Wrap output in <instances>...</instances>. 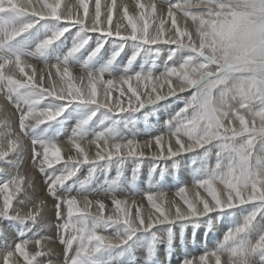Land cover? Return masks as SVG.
Wrapping results in <instances>:
<instances>
[{"label": "snow or ice", "instance_id": "obj_1", "mask_svg": "<svg viewBox=\"0 0 264 264\" xmlns=\"http://www.w3.org/2000/svg\"><path fill=\"white\" fill-rule=\"evenodd\" d=\"M136 6L140 9L138 18L129 14L127 5L119 6L116 0H111L110 3L106 0L103 5L105 25L101 19V0H94V10L91 13L89 12V0H78V8L83 9V15L79 14L78 9L73 11V8L77 7L75 5L66 7V11L61 12V0H38V6L33 4V0H22V2L0 0V13L11 12L41 19L65 21L70 26H80L81 32L100 33L115 39H131L152 47L161 43L175 46L169 52V60L173 59L176 51L180 48L191 52V55L181 62L168 66L166 71L160 75L137 73L119 79H105L103 72L88 73L86 76H80L79 84L74 81L73 73L68 66L52 65L56 69V76L60 78L59 90H57V85L52 83L51 73L47 77L51 87H45V77L41 75L37 82L35 71L29 75L25 71L26 62L19 57L14 61L0 63V82H4L6 98L16 106L20 113L19 133L8 141L7 149L0 151V156L6 155L7 150H16L22 145L21 134L25 137L29 127L33 124L26 122L32 120L36 125L45 124L56 120L66 110L64 106L55 110L53 108H38L37 105L43 98L51 97L67 103L98 105L119 114L126 111H140L146 105L149 106L162 99L175 96L177 92L182 93L188 88H195V92L185 107L174 116L175 130L167 134L168 139L165 140L164 134L154 137L156 146L160 148L159 152L151 151L152 139L143 144L132 139L122 143L110 142L101 135L92 141L97 144L99 150L95 153L94 159H89L78 142L81 140H71L77 149V154L69 155L64 163L73 164L75 167L45 176V182L48 184L47 191L55 198V217L60 221L55 226L57 237L59 243L64 245V259L55 262V264H81L83 258L91 252H99L105 247L126 244L132 239L131 233L141 229L148 231L158 224L197 218L213 210L232 209L246 203L264 204V170H253L252 167V154L256 139L264 137V28L258 24H248L250 15L251 18L264 17V0H200L199 3L184 0L183 4L169 3L167 17L171 19V27L167 29L169 33L167 38H165L166 20L163 16V9L157 16L155 3L148 5L146 9L145 4L137 0ZM114 12L120 17V21H127V25L131 29L130 32L122 22H117L113 31L111 25ZM178 12L183 14L185 21L183 27L177 24L176 13ZM189 19L195 26V34L187 27ZM32 27V23H25L6 32L5 35L9 39H14ZM150 27L151 31H149ZM68 30V28H64L56 31L40 43L39 49H45L52 45ZM87 42V39L77 42L68 55L71 56L79 51ZM102 46V43L98 44L92 55L98 53ZM114 55H119V51ZM9 66L12 67L9 68ZM28 66L30 67V65ZM6 68H9L7 73L5 72ZM15 69H18L25 78H17ZM173 77L178 81L175 89L171 86ZM85 79L87 86L82 87ZM133 80L154 81L151 92L140 93L137 88L132 87ZM161 83L168 85L167 94H157L153 97L152 93L157 91L155 84ZM123 85H128L127 91L131 93V96L128 97L127 108L124 107L122 100L125 95ZM98 86L102 87L98 88ZM20 89H31L32 94L40 99H32L27 109L21 110L20 106L13 102V95ZM114 89L119 92V96L115 100L112 97ZM142 96L147 99H142ZM90 119L91 116L82 121V124L86 125ZM6 122L7 120L3 121V124ZM241 136H247L248 139L246 142L234 146L232 141ZM184 137L187 138V143L183 140ZM99 142H103V147ZM213 142L221 143L222 150L229 153L231 162L226 168L217 164L206 178L193 185L194 188L204 189L211 197V202L202 199L199 193L189 200L185 195L187 189L182 186L176 195L187 206L186 210L175 200L168 201L169 206L166 208L164 206L165 193L150 192L147 193L146 199L154 211L147 216L141 211L142 206L137 207L133 216L131 206H125L127 204L125 200L114 196L112 203L115 212H110L105 216V204L102 200H93L83 196L84 207L81 208L78 205L77 196L60 198L55 196L57 187L62 186L76 175L79 167L83 164H97L122 157L170 159L185 152L202 149ZM165 143L168 145L166 152L163 147ZM37 145L43 149L42 153L37 150ZM175 145L179 147H175ZM144 148L149 149V152L146 153ZM41 154L43 159L38 162V165L42 174L45 172L44 165L51 169L54 163H59L62 159L61 149L57 143L33 141L32 160L34 164L37 163V157ZM50 156L54 160L50 159ZM27 182L31 185L30 176ZM24 183L25 176L18 174L7 183L2 184L0 193H8L10 185H15V191L20 193L21 185ZM216 185H222V187L218 190ZM12 199L11 193L4 195L0 217H14L23 222L34 220L39 215L40 207L32 198H27L21 203L31 205L34 212L30 211L21 216L16 210L14 215H10ZM40 203L43 204V201ZM132 203L136 204L135 201ZM94 204L98 209L96 212L91 211ZM64 205L67 206V219H64ZM74 214L75 218L73 219ZM254 216L255 213L248 218L243 226L230 230L225 235L224 241L234 240L244 233ZM100 223L121 224L128 234L120 237L118 241L110 239L95 230ZM42 239L44 238L35 239L37 251L30 258L25 252L29 240L23 239L16 243L14 251L10 249L6 253L3 252V264H10L15 253L24 255L25 264H40L36 258L44 255L39 250ZM47 239L51 241V237ZM251 251L264 252V235H261L254 243ZM210 255L215 258V264H221L222 256L226 257L225 264H248L247 253L243 246L233 247L227 251L223 249L213 251ZM208 258V253L201 255L199 264H208ZM46 264H54V262L48 260ZM185 264H196V262L186 260Z\"/></svg>", "mask_w": 264, "mask_h": 264}, {"label": "rangeland", "instance_id": "obj_2", "mask_svg": "<svg viewBox=\"0 0 264 264\" xmlns=\"http://www.w3.org/2000/svg\"><path fill=\"white\" fill-rule=\"evenodd\" d=\"M141 2L143 3V0H141ZM192 2L199 3L200 0H192ZM152 3H155L157 6V16L160 15L161 9H163V16L166 20L165 38H167L169 35L167 29L171 27V19L167 17V6L169 3L183 4L184 0H149L146 3L147 5L145 3L143 4H145L147 9V6ZM139 12L140 11L136 8L135 11L131 10L129 14L138 18ZM12 15L15 19L17 18V14L13 13ZM176 18L178 26L183 27L185 24L183 14L179 12L176 13ZM121 22L128 28V32H130L131 29L128 27L127 21L123 20ZM44 23L45 20L36 22L33 29H29L27 32L14 39H9L5 33L18 27L11 28L6 26L3 29L0 28V63L14 61L17 57L21 58L23 61H27V58L28 60L36 61L32 58V53L34 51L42 52L46 57L48 49H38L36 42L53 35L54 32L57 31L58 25L52 30V24L45 26ZM20 26L22 25H19V27ZM187 27L195 34V26L190 19L187 21ZM151 30L150 27L149 31ZM87 36L88 38L86 39L88 42L84 46H88L89 50L91 49L90 51L93 52L98 44H103L98 52H101L98 56L99 58L86 60L87 53L84 48L80 51L77 60H73V55L69 56L68 53L63 54L60 51H54L53 44L59 41V39L49 46L52 49V57L50 58H55L61 64L71 63L73 65L74 62V64L79 66V71L77 73L84 75H87L88 72H95L93 69L100 66L98 71L104 73L105 79H119L137 73L152 74L154 76L160 75L166 71L168 66L181 62L184 58L191 55L190 50L180 48L176 51L173 59L169 60V52L175 46L161 43L152 47L143 45L139 41L115 39L114 37H107L100 33L88 34L85 37ZM76 38L78 37L75 36V39ZM102 49L103 51H101ZM117 51H119V55H115V57L114 54ZM47 59L48 58H45V61H48ZM33 61H30L29 65L36 68ZM45 61L41 60L40 63H37L38 68H33V70L39 73V77L41 74L46 78L47 75L50 74V62ZM44 64L46 67L43 69ZM11 67L12 66H9V68ZM9 68L5 69L6 73L9 71ZM28 68L29 67H25V71L30 75ZM14 71L17 78H25L19 73L18 69ZM36 80L39 81V78H36ZM3 83L4 82H0V109H2L1 105L4 103L2 101V97H4L3 93L6 91L3 88ZM146 83L147 86H145ZM153 83L154 81L145 82L133 80L132 87L137 88L140 93L151 92ZM58 84L61 86L60 80H58ZM177 84L178 81L173 77L171 80L172 88L175 89ZM123 87L125 95L122 97V100L124 101V107L127 108L128 97L131 96V93L127 91L128 85H123ZM155 87L157 91L152 93L153 97L157 94L166 95L168 92V85L166 84H155ZM194 92L195 88H188L182 93L177 92L175 96L162 99L149 106L146 105V107L140 111H126L119 114L110 112L98 105L67 103L65 101L60 104V101L51 97H46L37 105L38 108H53L55 110L58 107L64 106L66 110L56 120L41 124V130L40 125H37L35 133L38 135L36 138L34 137L32 139L31 143L33 144V141L55 142L58 147L66 148L68 151L72 152L71 146L69 148L66 146L67 144L69 146V143H71L70 141L75 139V136H73L74 133H71L69 130H66L68 131L66 132L65 129H63V124L69 120L68 118H71L69 116L72 114L74 117L78 115L80 119L77 128V133L79 134L77 135V139L85 141L87 144L91 139L94 141L97 136L101 135L110 142L122 143H126L127 140L132 139L143 144L145 141L152 139V148L156 149L154 151L159 152L160 148H156L154 137L164 134L165 140L168 139L167 134L175 130V122L173 121L174 116L180 109L185 107ZM117 96H119V92L114 89L112 93L113 100H115ZM32 99H40V97L33 95L31 89H20L13 95V102L23 101L25 103V106H20L21 110H26ZM51 99L52 106H50ZM142 99H147V97L142 96ZM133 103H135L134 100ZM11 106V110L14 114L20 115L16 106L13 104H11ZM93 113H95V115H92ZM90 116L91 119L88 123L86 125L82 124V121L88 119ZM170 121H172V123H169ZM22 138L29 139L30 136L26 133V136ZM247 139V136H241L234 139L232 143L234 146H238L246 142ZM183 140L187 143L186 137H184ZM163 147L166 152L168 145L165 143ZM175 147L179 146L175 145ZM37 150L41 153L43 152V149L39 145H37ZM90 150L91 152L96 151L92 148L88 149V152ZM30 151L32 152V150ZM76 153L77 152L72 153L71 155H76ZM27 156H31L30 159H32V153H29ZM3 158H5V155ZM42 159L43 156L41 154V156L37 157V163H33V167L30 165V167H28L30 174L32 171L34 173L31 175V179L35 180L38 178L40 180L36 189L42 191L41 193L39 192V200L37 201L40 207L39 215L34 220L23 222L14 217H0V256L2 257L0 260L2 263V252L6 253L12 248H6V241L11 242L14 239L15 231H17L16 234L19 231L23 233L22 236L17 235L19 241L16 240V242H20L23 239L29 240V245H31V247L28 250L36 247L34 243L35 239L43 237L44 239H42L41 247L44 246L45 248L42 252L48 251L51 254L55 253L57 258H61V261L64 259V245L59 243L55 227L60 223L55 217V198L49 192H46L48 184L45 182V176L49 175L51 172H56L54 168L58 167L59 164L54 163L51 169H48L47 165H44L45 172L42 174L39 171L38 165V162ZM50 159L54 160L51 156ZM0 160L3 159L0 158ZM230 162L231 157L229 153L222 150L221 143L213 142L202 149L185 152L170 159L165 158L156 160L147 157L145 159L122 157L97 164H83L79 167L76 175L66 181L69 183L68 190L64 191L63 185L66 183L65 182L62 186L57 187L55 196L56 198L77 196L78 205L81 208L84 207L83 196L93 200H102L105 204V216L110 212H115L114 204L112 203V197L114 196L125 200L127 203L129 202L125 206H131V214L133 216L137 209L135 206L136 204L142 206L141 211L147 216L150 212L154 211L146 199L147 193L163 192L165 193L164 206L166 208L169 206L168 201L175 200L186 210L187 206L180 197L176 195L179 188L182 186L186 187L187 191L185 195L189 200H192L196 194L199 193L202 199H207L211 202V197L204 189L194 188L193 185L199 180L206 178L207 175L216 168L217 164L221 165L222 168H226ZM66 165L65 168V165L62 167L64 169L63 171L75 167V165L70 163ZM252 167L253 170H264V137H258L256 139L252 154ZM84 171L86 172L84 173ZM216 187L219 190L222 185H216ZM21 192L17 193L15 191V185H10L8 193H11L13 197L12 206L9 209L10 215H14L16 210L22 214L21 216H24L30 211L34 212L31 205H25L17 199V196L20 195ZM139 200L141 203H136L135 205L131 203ZM41 201H43V204L40 203ZM200 206L202 207V205ZM93 209L94 212L98 210L95 204L91 211ZM63 211L64 219H67L66 205L63 206ZM253 213H255L254 219L246 231L240 234L236 239L225 242V235L230 230L243 226ZM74 218L75 214L73 219ZM9 225L10 227L11 225H17L18 228L11 229L8 228ZM107 226H109V228ZM95 230L117 241L120 237L128 234L125 227L121 224L100 223ZM10 234L12 235L10 236ZM131 235L132 239L126 244L110 248L105 247L99 252H91L87 257L83 258L81 264H128L129 261H132L130 264H138V257L143 256V254L147 255L146 258L148 262L146 264H153V262L155 264H160L161 262L157 260L163 251L168 255V258L165 262H162V264H172L171 256L174 254L176 255V259H174V262H176L175 264H185L186 260H194L196 264H199V257L207 253L209 255L208 264H215V258L210 255L211 252L221 251L222 249L227 251L233 247L241 246L246 250L248 264H264V252L251 251L254 243L261 235H264V204L252 202L232 209L213 210L197 218L176 221L174 223L158 224L148 231L141 229L131 233ZM48 237H51V241L47 239ZM47 245H52L51 249L47 248ZM148 256H150V258ZM39 258L40 257L36 259L38 260ZM225 259L226 257H221V264H225ZM14 261L15 258L12 257L10 264Z\"/></svg>", "mask_w": 264, "mask_h": 264}, {"label": "bare ground", "instance_id": "obj_3", "mask_svg": "<svg viewBox=\"0 0 264 264\" xmlns=\"http://www.w3.org/2000/svg\"><path fill=\"white\" fill-rule=\"evenodd\" d=\"M148 1L149 0H143V3L146 4ZM18 2H22V0H18ZM105 2H106V0H101V4H102V17H101V19H102V22H104L105 25H106V21H105V17H104L105 9L103 8V5L105 4ZM107 2L110 3L111 0H107ZM116 2H117V5H119V6L127 5L129 13H130L131 10L135 11V9L137 8V6H136L137 5V0H116ZM139 2L142 3L141 0H139ZM33 4L38 6V0H33ZM74 5L77 6V7L73 8V11L75 12L78 9L79 14L83 15V9L82 8H78V0H61V12H65L66 11V7H72ZM93 10H94V0H89V12L91 13V12H93ZM138 10L140 11V9H138ZM12 14L13 13H11V12L0 13V15H1L0 28L1 29H3L6 26H9L11 28L12 27H19V25H23L25 23H32L33 24L32 29H33L34 26H35L34 24L36 22H39V21L42 22V20H45V23H44L45 26H47L49 24H52V30L55 28L56 25H58L57 31L62 30L64 28H68L69 30L67 32H64V35L59 38V41H57L56 43L53 44L54 51H57V52L60 51L63 54L69 53L70 50L74 47V45L77 42L88 38V36L85 37L86 35H88V34H96V33L81 32L80 26H78V25L70 26L65 21H57V20H53V19H41L39 17H33V16H30V15H20V14H17V18L15 19V17ZM119 21H120V17H118L115 14V12H114L113 13V22H112V25H111V27L113 28V31L115 30V26H116L117 22H119ZM122 31H123V29H122ZM75 36L78 37V38L75 39ZM94 37H95V35H94ZM43 40L44 39H40V41L36 42V45H37L38 49H39L40 43ZM83 48L85 49V52L87 53L86 60L96 59L99 56V54L101 53L100 52V53H96L95 55H92L93 52L90 51L91 49L89 50L88 46L87 47L84 46ZM46 49H48L47 52L45 51L46 52V57H45V55L42 52L34 51L32 53V58L34 60H36V61L28 60V58H27V61H25L26 62L25 67L26 68L29 67L28 66L29 62L33 61L34 64H35V67L38 68V64L37 63H40L41 60L45 61V58H48L47 59L48 61H45V62H50L49 69H50L51 75L53 76L52 83H55L57 85V90H59V87H60V85L58 84V80H60V78L58 76H56V69L54 67H52V65H66V66H68L70 68V71H72V73H73L74 81H76L78 84H79L80 76H86L84 74L77 73L79 71V66L74 64V62H73V65L71 63L61 64L55 58H50V57H52V49L49 46ZM81 50H82V48L79 51H77L76 53L73 54V60H77V57H79V53H80ZM101 51H103V49ZM30 67L28 68V70H29L30 75H31L33 73V71H35V70H33L34 67H31V68ZM45 67H46V65L44 64L43 65V69ZM36 68H34V69H36ZM43 69H41V70H43ZM99 69H100V66L99 67H95L93 69L95 72H88V73H93V74L100 73L98 71ZM35 74H36V78H39V73L37 71H35ZM40 76H41V74H40ZM47 77H48V75H47ZM47 77L45 78L44 86L45 87H51V83L48 82ZM37 82H39V81H37ZM81 86L82 87H86L87 86V80L86 79L84 80L83 85H81ZM99 87L100 86H98V88ZM3 94H4V97H2L3 98L2 101L4 103L1 105L2 109H0V151L6 150L8 141L10 139H13L15 137V135H17L19 133V115L18 114H16V115L14 114V112L11 110V107H12L11 104H13V103L9 102V100L6 98L5 92ZM62 102L63 101H60L59 103L61 104ZM14 103L18 104L19 106H22V107L25 106V103L23 101H20V102L14 101ZM50 106H52V99L50 100ZM69 117H71V118H68L69 120L63 124V129H65V131L69 130L71 133L73 132L74 133L73 136H75V139H77V135H79L77 133L78 132L77 128H78V124H79V120L80 119H79L78 115H76V117H74L71 114ZM5 120H7V122L5 124H3V121H5ZM26 123H33L29 127V129L27 131V133L29 134L30 138L29 139L22 138L23 134H21V139H22V142H23L22 145L20 147H18L16 150H7V154L5 155V158H3V156H0V158L3 159V160H0L1 161V163H0V187H2L3 183H7L11 178L15 177L16 175H18V174L19 175H23V176H25V183L22 185V192H21L20 195L17 196V199L20 200V201H24L27 198H32V200H34L37 203V201L39 200V195L38 194H39V192L40 193L42 192V191L36 190L37 187H38V182L40 183V180L38 178H36L35 180H32V183H31L30 186H29V184L27 182L28 181V177L29 176L31 177V175L34 174L33 171L30 174V171L28 169V167H30V166L33 167V161H32V159H30L31 156L29 157L27 155L29 153H32L30 151V150L33 149V144L31 143V141H32V139L34 137L36 138L37 135H38V134L35 133L37 125L32 120H30V121H28ZM41 128H42V125L40 124V130H41ZM40 130H39V133H40ZM66 132H68V131H66ZM92 140L93 139H91L88 144L85 141H78L81 144V147L83 148L84 152L87 153L88 149H92V148L94 150H96V151H93V152H91V150H90L89 152H91V153H89V152L87 153V155H88V157L90 159L91 158L94 159L95 153L99 150V149H96V148H98L97 144L96 143H92ZM70 146L72 148V149L70 148L72 150V152L68 151V149H66V148L60 147L62 159L58 163L59 164L58 167L54 168V170L56 172H58V171L63 172L64 169L62 167L64 165H65L64 168L67 166L66 165L67 163H64V161L67 159V157L69 155H71L72 153L77 152V149L75 148V146H74V144L72 142L69 143V146L67 144L66 147L69 148ZM100 146L103 147V143H100ZM156 148H157V146H156ZM143 150L146 153L149 152V149H147V148H144ZM154 150H156V149H153V148L151 149V151H154ZM85 172L86 171H84V173ZM51 173H54V172H51ZM63 187H64V191L68 190L69 183L66 182L63 185ZM46 192H48L47 189H46ZM5 194H8V193H0V208H2V206H3V197H4ZM136 203H141V201L140 200L136 201ZM138 205L136 204L135 206L139 207L140 205L139 206ZM92 211L94 212V209ZM20 215H22V214L20 213ZM107 227L109 228V226H107ZM8 228L15 229V228H18V226L17 225H11V227H10V225H9ZM105 230H104V232H105ZM16 232L17 231H15V233H14L15 237H14V239L11 242L6 241V244H7L6 248L7 249L12 247L11 250L14 251L15 244L19 243V242H16V240L19 241L18 238H17L18 237L17 235L22 236L21 235V231H19L17 234H16ZM12 234H10V236ZM51 246L47 245V248L51 249ZM30 247H31V245H29V244L26 245V247H25V252L29 256V258L32 256V254L35 251H37L36 247L31 248L30 250H28ZM44 248L45 247L42 246L39 250L42 251ZM43 253H44V255H42L38 259V262H40V264H43V262H44V264H46V262L48 260H52L54 262V264H55V262L61 261L60 260L61 258H59V257L57 258L55 253L51 254L48 251L43 252ZM2 254H3V252H2ZM146 256L147 255L143 254V256L138 257L139 260H138L137 263L138 264H146L148 262V259L146 258ZM13 257L15 258V261L12 264H17V262H19V264H25L24 255L23 254L16 253ZM148 257L150 258V256H148ZM0 258H2V257L0 256ZM167 258H168V255H166V253L163 251V252H161V255L159 256V259L157 261L161 262L160 264H162V262H165V260H167ZM174 259H176V255L175 254L173 256H171L172 264L176 263V262H174ZM131 262L132 261H129L128 264H130ZM0 264H3L1 260H0ZM153 264H155V263L153 262Z\"/></svg>", "mask_w": 264, "mask_h": 264}, {"label": "clouds", "instance_id": "obj_4", "mask_svg": "<svg viewBox=\"0 0 264 264\" xmlns=\"http://www.w3.org/2000/svg\"><path fill=\"white\" fill-rule=\"evenodd\" d=\"M248 24H258L261 28H264V17L251 18L250 15Z\"/></svg>", "mask_w": 264, "mask_h": 264}]
</instances>
